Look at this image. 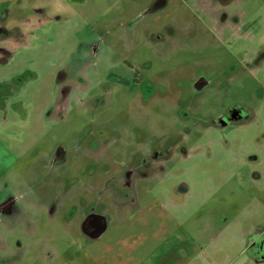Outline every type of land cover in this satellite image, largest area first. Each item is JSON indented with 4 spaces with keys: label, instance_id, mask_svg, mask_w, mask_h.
Returning a JSON list of instances; mask_svg holds the SVG:
<instances>
[{
    "label": "rangeland",
    "instance_id": "1",
    "mask_svg": "<svg viewBox=\"0 0 264 264\" xmlns=\"http://www.w3.org/2000/svg\"><path fill=\"white\" fill-rule=\"evenodd\" d=\"M152 1L0 0V145L17 157L0 197L24 209L0 221L13 264H264L247 252L264 235V63L250 69L264 0H234L240 36L186 26L205 22L207 0L142 14ZM241 104L246 123L211 125ZM165 149L121 203L130 162ZM89 204L107 216L97 239L81 229Z\"/></svg>",
    "mask_w": 264,
    "mask_h": 264
},
{
    "label": "flooded vegetation",
    "instance_id": "2",
    "mask_svg": "<svg viewBox=\"0 0 264 264\" xmlns=\"http://www.w3.org/2000/svg\"><path fill=\"white\" fill-rule=\"evenodd\" d=\"M234 0H207L208 9L202 13L205 22H196L195 19L186 24L187 27H211L215 28L218 32L227 31L229 34H244L246 31L244 26L239 22V18L235 14H229L231 5ZM165 0H153L151 4L144 10L142 14H146L153 9L163 6ZM9 9V8H8ZM31 12L44 14L45 8H36L33 5L30 7ZM199 19V18H198ZM191 20V19H190ZM30 22V26H32ZM40 25V24H37ZM7 36V30L0 29V37ZM162 38V37H161ZM264 63V54L255 56L252 60V66L259 67ZM209 84V79L204 76L194 77L191 81L192 90L194 92H201ZM252 116V110L249 107L241 105H233L228 107L220 117L212 119L211 125L216 127H224L230 124H243L246 123ZM64 150L57 146L54 153L51 164L55 165L61 163L64 159L61 157ZM169 157V151L165 150H153L149 154L142 156L139 160H132L125 169L122 176L119 178L118 192L121 198V203L128 202L132 183L137 176H147L155 170L156 163L162 159ZM176 194L181 195L187 191V186L184 184H178L174 187ZM4 196L0 197V221L10 220L16 222L17 218L24 212L23 207L18 203V197L10 192L4 193ZM105 230L99 235V231L104 227ZM107 216L97 211V208L93 205H87L84 215L82 216L81 229L82 233L91 239L99 238L107 229ZM263 231V229H260ZM0 247V264H13L14 259L6 260V256L2 255ZM248 257L256 263L264 262V235L259 233L253 237L247 244Z\"/></svg>",
    "mask_w": 264,
    "mask_h": 264
},
{
    "label": "crops",
    "instance_id": "3",
    "mask_svg": "<svg viewBox=\"0 0 264 264\" xmlns=\"http://www.w3.org/2000/svg\"><path fill=\"white\" fill-rule=\"evenodd\" d=\"M16 161H17L16 155L13 152H11L10 149H7V148L0 145V168H2L4 170L5 169L10 170L14 166ZM13 176H15V175H13ZM6 187H7V185L5 186V189H6ZM2 188H4V187H2ZM0 190H1V187H0ZM7 190H9V187H7Z\"/></svg>",
    "mask_w": 264,
    "mask_h": 264
},
{
    "label": "water",
    "instance_id": "4",
    "mask_svg": "<svg viewBox=\"0 0 264 264\" xmlns=\"http://www.w3.org/2000/svg\"><path fill=\"white\" fill-rule=\"evenodd\" d=\"M105 225H104V227L101 229V231H99V233H98V235L101 233V232H103L104 230H105Z\"/></svg>",
    "mask_w": 264,
    "mask_h": 264
}]
</instances>
